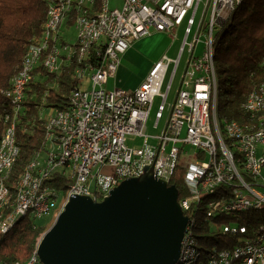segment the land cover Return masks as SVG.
Wrapping results in <instances>:
<instances>
[{"label":"built area","instance_id":"obj_1","mask_svg":"<svg viewBox=\"0 0 264 264\" xmlns=\"http://www.w3.org/2000/svg\"><path fill=\"white\" fill-rule=\"evenodd\" d=\"M118 1L120 5L110 7V13H107V40L97 60L101 62L98 64L100 72H93L83 103H78L79 116L75 118L74 128L69 130L68 142L62 153L47 154L46 174H42L40 181H32L31 177L29 183H23L20 210H28V216L33 221L43 216L46 205L51 203V194L56 193L59 177L67 175L68 157H78L82 175V183L73 185L74 196L88 195L100 201L122 180L140 176L150 168L152 173H157L158 179L169 183L176 169L181 167L186 195L185 203L179 205L188 218L198 192L216 185H224V192L221 198L207 201L206 213L226 207L264 204V178L261 176L264 138L243 142L230 138L226 130V140L220 142V159L216 161V167L202 187H195V177L211 155L208 127L203 124L206 86L210 81L207 45L213 29L222 24V17L235 0ZM201 4L202 11H206L208 5L210 11L195 23ZM183 22L185 36L178 48V57L185 48L193 54L200 42L203 55L191 58L185 65L164 126L160 134L152 136L156 142L149 143L144 128L153 99L156 95L161 97L154 113L156 127L165 110V101L178 66L172 65L166 90L162 91L169 63L178 59H170L163 54L134 90L107 89L106 83L109 77L114 76L119 56L130 42L150 34L151 29L173 33ZM192 32L193 36L188 39L187 35ZM90 65L94 64L90 62ZM20 82L17 81L19 87ZM245 100L257 103L264 111V93H259L258 86L249 92ZM137 137H143L141 146L127 143ZM228 157H237V164L229 165ZM222 225H225L224 232L238 234L245 231V226L237 222ZM186 227H189L188 222ZM187 237L189 235H183L181 246ZM254 237H263V244H254ZM239 249H255V258L236 264H255L256 258L264 254V224L259 226L254 236L242 238L232 247H225L223 252L218 253L217 259H209L208 255L204 264H227V257ZM33 264H42L38 254Z\"/></svg>","mask_w":264,"mask_h":264},{"label":"bare ground","instance_id":"obj_2","mask_svg":"<svg viewBox=\"0 0 264 264\" xmlns=\"http://www.w3.org/2000/svg\"><path fill=\"white\" fill-rule=\"evenodd\" d=\"M95 0H57L50 2L47 7L46 18L44 21L43 35L54 36L58 24L63 20L64 15L71 8L80 9L82 6L89 7L94 4ZM71 2V4H70ZM242 3V0H235L230 5V9L222 17V24L214 28L207 45V73H209L210 81L206 86V98L203 106V124L208 127L207 137L210 141V152L195 177V187H202L209 177L211 170L216 167V161L220 159V142L226 140V130L230 133V138L241 140L243 142H252V138H264V111L260 105L255 102H247L244 100L240 107L250 115V120L246 123H240L234 119L218 118V76L217 66L212 65L211 56L213 49V37L218 38L223 35L227 24V16L230 11ZM107 13H110V0H101L100 8L95 14H87L84 11L77 12L74 20L77 29V37L74 42L62 41L58 37H54V44L44 37L39 41L38 45L30 43L22 56L21 62L16 72L9 79L8 85L2 89L3 95L10 100V110L3 115V120L6 123V128L0 139V235L9 231L14 224L23 216H28V210H20L21 201L24 195L23 183L32 181H40L42 174H46L47 154L62 153L66 142H68L69 130L74 128L75 118L79 116L78 103H83V97L88 87H83L82 82L85 78L89 82L93 79V72H100V65L83 64L86 58L91 54L94 57L100 54L104 47V42L107 40ZM202 27L206 24H201ZM182 29V37L185 36V22L181 23L174 29L173 33L162 31L169 35L174 40L178 35L177 31ZM193 32L187 35L191 38ZM61 40V41H59ZM101 41H104L103 43ZM216 47V46H215ZM39 52V54H37ZM58 54H63L60 57ZM120 60V59H119ZM118 60V62H119ZM75 61L77 65L73 70V77L80 80V84L74 88L69 95V104L67 108L60 109L50 106L41 105L38 109V114L31 119L32 124L38 122L43 128V138L40 147L34 150L27 161L23 170L17 176L15 182V190L12 191L7 185V180L11 175V170L19 155V146L16 143V129L20 121V116L25 115L26 107L24 99L28 82L32 76L33 70L38 65L43 67L50 73L57 72L61 66ZM117 62V63H118ZM156 62V61H155ZM154 62V63H155ZM153 63V64H154ZM119 65V63L117 64ZM21 80L20 87L17 81ZM259 93H264V77L257 85ZM30 121V122H31ZM53 145H50L52 144ZM11 144V145H10ZM264 148V140H263ZM229 165L237 164V157H228ZM65 177H59V185L56 193L51 194V203L46 205L43 215L54 214L57 210H62L64 204L74 196V184L82 183V175L79 170L78 157H68L66 162ZM157 178V173H153ZM62 178L67 180V187L62 188ZM158 179V178H157ZM167 185H172L171 182ZM224 185H216L206 187L198 192L195 200V206L188 218V226L183 235L187 237L179 253V258L176 264H204L207 256L209 259H217L218 253L223 252L225 247L217 248L214 246L208 254L197 249L196 238L193 236V225L196 223V217L199 213L205 219H212L216 216H228L238 214L250 209H263L264 204H246L240 207H226V209L209 210L206 213L205 206L207 201L216 200L222 197ZM186 193V191H185ZM178 203H185V196L179 197ZM20 211V212H19ZM200 211V212H199ZM19 212V214H17ZM185 215V214H184ZM39 218H34L36 225ZM225 224V223H221ZM227 224V223H226ZM219 225V227H221ZM187 226V225H186ZM244 226V225H243ZM254 244H263V237H254ZM37 256V247H35L29 258L23 264H33ZM255 258V249H239L227 257V264L242 263L243 261ZM0 264H19L2 263ZM43 264V263H42ZM255 264H264V254L255 260Z\"/></svg>","mask_w":264,"mask_h":264},{"label":"trees","instance_id":"obj_3","mask_svg":"<svg viewBox=\"0 0 264 264\" xmlns=\"http://www.w3.org/2000/svg\"><path fill=\"white\" fill-rule=\"evenodd\" d=\"M55 1L57 0H0V139L6 128L3 115L11 106L2 89L16 72L27 46L40 35L48 4ZM100 3L101 0H95L92 7L73 8L67 15L65 24L71 25L78 11L85 10L87 14H95ZM214 57L220 74L218 118L248 122L250 115L240 104L264 77V0H242L218 39ZM76 65L75 61H71L53 73L42 65L33 70L24 99L26 112L20 116L16 129L19 155L7 180L12 191L15 190L17 176L32 152L40 147L43 138L42 126L37 121L32 124L31 119L38 114L41 105L67 108L71 91L80 84V80L73 77ZM183 174V168L179 167L171 180L178 189L180 198L186 195ZM61 186L63 189L67 187L65 178H62ZM52 221L53 219L44 225L41 222L34 225V221L27 215L19 219L9 231L0 235V261L23 264ZM222 222H237L245 226V231L238 234L224 232L219 227ZM262 224L264 208L212 219H205L199 213L193 225V236L196 238L197 249L206 255L214 246L232 247L242 238L254 236Z\"/></svg>","mask_w":264,"mask_h":264},{"label":"water","instance_id":"obj_4","mask_svg":"<svg viewBox=\"0 0 264 264\" xmlns=\"http://www.w3.org/2000/svg\"><path fill=\"white\" fill-rule=\"evenodd\" d=\"M178 189L151 168L102 200L72 196L42 234L43 264H176L188 217Z\"/></svg>","mask_w":264,"mask_h":264},{"label":"rangeland","instance_id":"obj_5","mask_svg":"<svg viewBox=\"0 0 264 264\" xmlns=\"http://www.w3.org/2000/svg\"><path fill=\"white\" fill-rule=\"evenodd\" d=\"M203 1H205V0H203ZM240 2H241V0H240ZM70 4H71V2H70ZM115 5H120V1H118V0H110V7H113ZM92 6L93 5H91L89 7H92ZM202 7H203V5L201 4L200 5V9H199V11L197 13V16L195 18V23H197L200 18L205 17V16H207L209 14L210 6L208 5L206 11H202ZM236 10H237V8H234V9H232V11H230L229 15L226 18V20L228 22L232 20L233 16L236 13ZM69 12H71V8L66 13V16L64 15V17L62 18L63 20L60 22V24H58V27H57V30H56V33H55L54 36L43 35L44 34L43 33L44 26H43L40 35L38 36V38L34 42H32V44L33 45L34 44L38 45L39 41H41L43 37L46 40H50L51 43H53V44H54V40H53L54 37H58V39L60 38L62 41L64 40V41L74 42L76 40V37H77V29L75 27L76 20H73V23L71 25L70 24H68V25L65 24V21H67V15L69 14ZM153 31H155V30L151 29L150 30V34L153 35V33H154ZM160 32H162V31H160ZM150 34H148V35H150ZM148 35H145V36L148 37ZM177 35L178 36L173 40L171 48L168 50L167 53H168L169 56L175 57L173 59H178V60L175 61V62H170L169 63L170 67H169V70L167 72L166 78L164 80V84H163V86L161 88L162 91L166 90V85H167L168 80H169V75L171 74L172 65H178L177 69H176V72L174 74V77H173V81H172L171 87L169 89V92H168V95H167V98H166V101H165V110L163 111L162 118L160 119L159 123L155 127L154 126V120H155L154 113H155V110L157 109L158 105L161 103V97L156 95L154 97V99H153L152 107H151V110L149 112L147 121L145 123L144 134H146L148 136V142L149 143H155L156 142V139H154L152 136H156V135L160 134V132H161L163 126H164L165 120H166V118L168 116V113H169L168 107L173 102L174 97H175V95H176V93L178 91V88H179V85H180V81H181V77H182L185 65H188V63L190 62L191 58H193L195 56L197 57V56H202L203 55L202 43L200 42L199 45H197L196 49L194 50L193 54L191 52L189 53L187 51V49L185 48L182 51V53L179 55V57H178V54H177L178 52L177 51H178V48L181 45L182 40H183L182 29H180V31H177ZM145 36H143V37H145ZM188 39H190V38H188ZM218 39L219 38L217 36L213 37V40H212L213 49H212V56H211L212 65H216L217 67H218V63L215 60L214 55H215V48H216L215 46H216V44L218 42ZM61 40H59V41H61ZM136 40H138V39H136ZM136 40H133L132 42H130L129 46ZM101 42L103 43L104 41H101ZM128 47L125 49V51L128 49ZM123 53L120 54L119 59H121V56H122ZM58 55L61 58L64 57L63 54H61V55L58 54ZM94 55H95V57L97 59L95 57H92V55L90 54L89 57L86 58V61L83 64L85 65V64H88L89 62H91L94 65L101 64L100 61H97L99 59V57L96 54H94ZM93 58H95V59L93 60ZM170 59H172V58H170ZM263 61H264V59H263ZM119 62H120V60H119ZM217 76H218V79H219L220 74L218 72H217ZM89 84L90 83H89L87 78H85L83 80V82H82V86L83 87H88ZM109 86H110L109 84H108V86L106 85V88L110 89L111 87H109ZM142 142H143V137H137V138H135L132 141L128 140L127 143L131 144V145L134 144L136 146H141ZM190 150H192V149L190 148ZM261 176L264 178V166H263V168L261 170ZM59 211H61V210H57L54 214L43 215V216H41L38 219L37 222H41L40 224L44 225V224L49 223L51 221V219H53V221H54V218H55V216L57 215V213ZM53 221H52V223H53ZM220 228H221V230H224L225 229V225H221Z\"/></svg>","mask_w":264,"mask_h":264},{"label":"crops","instance_id":"obj_6","mask_svg":"<svg viewBox=\"0 0 264 264\" xmlns=\"http://www.w3.org/2000/svg\"><path fill=\"white\" fill-rule=\"evenodd\" d=\"M134 41L122 54L114 76L109 77L106 85L110 89L119 87L127 91L136 89L145 79L153 63L163 54L168 55L172 38L164 32L153 31Z\"/></svg>","mask_w":264,"mask_h":264}]
</instances>
